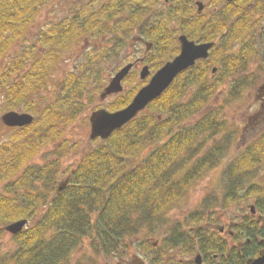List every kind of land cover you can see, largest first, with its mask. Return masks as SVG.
<instances>
[{"label": "trees", "instance_id": "obj_1", "mask_svg": "<svg viewBox=\"0 0 264 264\" xmlns=\"http://www.w3.org/2000/svg\"><path fill=\"white\" fill-rule=\"evenodd\" d=\"M43 1H0V58L9 50L11 42L31 26L37 15V3ZM193 2L174 0V6L158 13L160 36L156 39L160 52L150 65L158 69L164 63L163 57L170 56L171 44L176 46V29L168 27L171 21L193 39L216 41L211 57L199 60L179 74L149 104L147 113L139 114L108 139H101L87 149L61 192L56 193L57 188L52 186L44 191L35 188V182L42 177L55 176L54 163L36 167L30 161L45 145L59 140L63 127L73 123L83 111L87 80L75 69L72 75H66L61 83V90L67 94L66 102L61 110L46 109L42 114L45 120L34 133L32 127L38 125L37 120L23 127L6 126L16 130L17 137L16 142H3L0 146V184L7 185L8 192L11 191V195L0 191V228L21 218H28L30 222L12 236L16 243L12 249L4 250L0 239V264H71L73 253L86 241L90 254L84 260L79 258L77 264H96L95 257L123 253L129 238L146 227H159L170 210L186 196L190 186L229 152L230 139L237 134V129L227 133V140L214 141L210 146L206 145V137L227 131V119L221 116L224 108L239 98L246 87L264 78V0L223 2L221 10L216 9L208 18L193 14ZM150 7L143 0H109L91 10L84 19L79 20L77 16L70 22L62 19L55 27L43 30L39 39L43 51L34 54L33 44L30 53L27 44L26 52L11 57L4 67L0 90L9 82L5 93L9 108L31 92L47 89L54 81L49 73L59 59L60 50L77 42L84 33L110 34L113 45L105 53L115 54L118 47H124L127 36L149 13ZM237 46L240 48L236 49ZM100 56L96 55L89 63L100 61ZM29 60L34 61L33 67L28 65ZM253 60H258V67L247 73ZM214 65H217L215 73ZM12 74H22V77L15 80ZM225 79L231 80V86L223 103L203 112ZM141 86L119 94L108 103V109L126 106ZM197 114L200 116L192 120ZM263 168L264 130L227 165V191L221 195L215 191L208 193L190 213L186 224L200 238V244L207 242L211 248V241L219 238L205 234L210 229L202 224L213 216L214 208L237 202L238 191L244 189L245 183L249 184L245 190L248 196L256 197L257 202L264 201V185L248 181ZM14 177H17L15 181ZM29 188L33 189L28 191ZM187 235L184 224L182 228L177 227L165 238L159 256H165L168 248L192 249L188 237L194 235Z\"/></svg>", "mask_w": 264, "mask_h": 264}, {"label": "rangeland", "instance_id": "obj_2", "mask_svg": "<svg viewBox=\"0 0 264 264\" xmlns=\"http://www.w3.org/2000/svg\"><path fill=\"white\" fill-rule=\"evenodd\" d=\"M108 1L109 0H45L41 3H37V15L31 22V26L29 25V28L24 31L22 35L11 42L7 54L0 58V80H3L2 72L5 71L4 67L6 63L10 62V58L15 53L16 55H23L26 52V48L23 46L24 44H35L36 48L34 49V54L39 53V50L43 51V45L39 40L43 30H49L51 26L55 27L57 22L62 19H69V22L73 21V17L75 16H77L79 20L84 19V16H87L91 10H96L99 5ZM204 1L207 3L204 11V15L206 16H209L214 9L216 10L219 8L224 2V0ZM163 2L164 0H161V3ZM170 2L171 4L169 6H174V0H170ZM194 11H196V7L193 8V12ZM170 24L171 25H168V27H175L177 35L183 32L181 27L176 26L174 21H171ZM8 34L11 35V31H9ZM110 36V34L97 35L94 31H88L84 33L77 42L70 45L68 48L60 50L59 59L49 73L50 78L54 79V81L49 83L47 89H42L38 93L33 91L29 95H26V99H22L21 102L17 104L14 102L16 106L13 108H9V104L6 103L5 98L9 82L7 86H4V88L2 87L3 89L1 88L0 90V116L8 109L31 112L36 116L35 121H38V125L36 124L32 127L34 133L37 128H39V123L45 120V118H42V114L47 112L46 109L57 107L61 110L62 104L66 102L67 94L65 91L61 90V83L66 75L68 76L69 73L72 75L71 72L75 69L77 74L87 80V89L83 99V101L86 102V106L83 111H81L73 123L63 127L62 137H60L59 140L45 145L30 161V164L36 167L54 163L53 169L55 170V176L49 179V175H47L35 182V188L37 186V189L40 191H44L46 187L48 188L51 186L56 189L61 181L69 176L84 152L99 143V139L90 138V115L92 111L97 108L105 107L108 109V103L114 101L119 94L110 95L102 101L100 99L102 88L98 89V86L101 84L106 85L110 78L122 66L132 61L137 55L143 53L145 45L139 46V50L141 51L138 52L137 48L132 47L130 45L131 41H129L124 47H118L116 53L114 52L115 54L107 56L105 51L113 45ZM149 40L152 39L149 38ZM177 42L178 40H175V44ZM171 45H173L171 47L173 49H169L168 51V55L170 56L163 57L162 61L164 62L171 57V54L176 52V46L174 44ZM15 51H18V53ZM27 54H29V52ZM98 54L101 55L99 57L100 61L89 63V61ZM28 62L29 66L32 64L34 65V61L29 60ZM142 66V63L136 66L123 81V85L125 86L123 93L135 89L140 84L143 85L149 81L154 69L151 68L152 73L146 79H142L140 77ZM257 67L258 60H253L247 73H250V71L255 70ZM21 72L23 74V71ZM92 73V77H89V74ZM22 74H12V77H15L14 79L16 80L17 78H21ZM262 76H264V71ZM230 86L231 80L225 79L220 85L221 90L219 89V91L212 96L210 103L203 109V112H207L211 107L223 103L224 96L227 94ZM191 90H193V88ZM188 94H190V91ZM263 100L264 78L261 77L255 84L246 87L239 98L234 99L224 108V113L221 116L227 119V131L217 135L208 134L206 137V145L210 146L214 141L227 140V133L232 129H237V134L230 139V150L224 155L222 161L190 186L186 196L175 208L170 210L159 227L155 229L146 227L140 234L128 239V247L125 252L114 256L95 257L97 260L96 264H121L125 259H127V261H125L127 264H138L140 260H145L146 264H153L156 261L155 258H157L155 264H166L168 256L169 259L174 258L175 254H179L178 257H186V251H184V249L180 251V247L168 248V250H166L168 253L163 257H160L158 252L164 244L165 238L177 227L182 228V224H184V232L189 235L193 233L194 230H191L192 227L187 225L186 221L190 213L195 210L196 206L208 193L215 191V193L221 195L222 192L227 191L229 184V178L225 173L227 165L236 154L254 141L264 130ZM25 108L27 110H24ZM66 109L67 108H64L65 112ZM148 110L149 107L140 114H145ZM260 111L261 113L258 115ZM199 116L200 114L195 115L192 120L197 119ZM43 126L40 124L41 130H44ZM28 131L30 130H27V132ZM16 133V130L8 129L0 118V146L3 142H16ZM63 141H66L65 145L62 144ZM16 178L17 177H14V181ZM248 181L264 185V168L253 178L248 179ZM248 185V182L245 183L243 186L244 189L238 191L240 199L237 202L227 207L220 205L213 209L214 214L208 220L211 223L210 227L215 228L217 225H225L226 230L232 229L229 227V223H238L243 215L248 211L250 212V204L256 203L257 198L246 194L245 190ZM24 189L25 188L22 190ZM30 189L33 188H29L28 191ZM0 191L11 195V191L8 192V187L5 184H0ZM43 209L44 207L40 210V213ZM33 221L34 219L31 220V223H33ZM0 232V239L4 250L12 249L16 243L11 233L6 230H0ZM155 246L158 248L155 249ZM89 254L90 252L86 241L73 253L71 264H77L79 258L84 260ZM194 255L195 254H192L191 258L194 257ZM123 257L125 258L124 260L122 259Z\"/></svg>", "mask_w": 264, "mask_h": 264}, {"label": "flooded vegetation", "instance_id": "obj_3", "mask_svg": "<svg viewBox=\"0 0 264 264\" xmlns=\"http://www.w3.org/2000/svg\"><path fill=\"white\" fill-rule=\"evenodd\" d=\"M235 1L238 0H224V2ZM143 2H149L151 4L149 13L143 16L141 21L137 24V27H134L133 32L127 36L125 45H127V42L131 41L130 45L137 48L138 52L141 51L139 50V46L145 45L143 53L141 55H137L132 61H129L128 63H133L131 70H133L141 63L143 64V66L148 65L150 68V75L152 73L150 61L154 60L156 56H159L160 52V45L156 39L158 36H160V30H157L160 25L158 13L161 12V10H166L171 2L170 0H164L163 3H161V0H143ZM202 2L205 6L201 12H199L198 10L199 6L196 4V1L192 3L193 8L196 7V11H194L193 14H204L207 3L204 0H202ZM215 11L216 10L214 9L211 14L207 16V18L211 17ZM154 28L155 30H152ZM181 34H186L189 37V35L185 32H181L177 35L176 39L178 40V42L176 43V52L172 54V56L168 60H172L181 52V42L179 39V36ZM149 38H151L152 40H149ZM189 38L193 39L191 37ZM193 40L199 43L207 42L198 41L196 39ZM213 42L214 43L210 48V52H212L216 41ZM26 45L27 44H24L23 46L25 47ZM29 47L31 53L32 45H29ZM239 48L240 46L236 47V49ZM15 52L18 53V51ZM210 57L201 58L198 59V61L202 59H209ZM156 71L157 69H154L152 75ZM262 107H264V100L262 101ZM261 111L258 113V115L261 113ZM202 225L210 229L205 232V234L219 236L218 239H214L211 241L213 243V246L211 248H208L210 245H208L207 242H203L200 244V238L197 236L195 237L196 233L191 229L193 231L191 235L194 236L188 237V244H193V246L192 249L189 248L186 250V255L188 257H178L179 254H175L174 258L169 259L168 256L166 264H247L249 261L251 262L257 259H259L257 264H264V201L254 203V206H251L250 208V212L248 211L245 215H243L242 219L238 223H229V227H231L232 229L226 230L225 225H217L215 228L210 227L211 223L208 220H206ZM194 237L195 239H193ZM154 248L157 249L158 247L155 246ZM192 254L195 255L191 258ZM122 259L124 260L125 258L123 257ZM155 259L156 261L153 264L157 262V258ZM125 261H127V259H125ZM125 261H122L121 264H127ZM138 264H146V262L145 260H140Z\"/></svg>", "mask_w": 264, "mask_h": 264}, {"label": "water", "instance_id": "obj_4", "mask_svg": "<svg viewBox=\"0 0 264 264\" xmlns=\"http://www.w3.org/2000/svg\"><path fill=\"white\" fill-rule=\"evenodd\" d=\"M197 4L199 6L198 10L201 12L205 5L202 1H198ZM179 39L181 42V52L160 67L153 74L150 81L138 90L132 100L125 107L114 111L102 107L91 113L90 138H109L116 129L121 128L127 122L132 120L140 111L145 109L152 100L159 97L170 86L179 73L194 65L198 59L209 57L210 48L212 47L213 42L199 43L190 39L186 34H181ZM132 66L133 63L124 65L111 77L100 94L101 99H105L111 94L123 91L124 85L122 81L130 72ZM214 71H216V68H214ZM149 73L150 68L148 65H145L140 71V77L145 79ZM1 119L8 126H24L32 123L35 116L30 112L8 110L1 115ZM67 182L68 180H65L59 185L57 193L64 189ZM27 222L28 219L23 218L7 224L3 228L12 234H17L24 229ZM258 260L259 259L251 262L249 261L247 264H257Z\"/></svg>", "mask_w": 264, "mask_h": 264}]
</instances>
